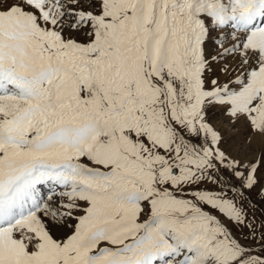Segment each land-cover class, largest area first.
Returning <instances> with one entry per match:
<instances>
[{"label":"snow or ice","instance_id":"6c2138e0","mask_svg":"<svg viewBox=\"0 0 264 264\" xmlns=\"http://www.w3.org/2000/svg\"><path fill=\"white\" fill-rule=\"evenodd\" d=\"M0 264H264V0H0Z\"/></svg>","mask_w":264,"mask_h":264},{"label":"rangeland","instance_id":"374dc122","mask_svg":"<svg viewBox=\"0 0 264 264\" xmlns=\"http://www.w3.org/2000/svg\"><path fill=\"white\" fill-rule=\"evenodd\" d=\"M240 139H243V136L240 137ZM253 147H255L257 150L259 149V142L257 139H253Z\"/></svg>","mask_w":264,"mask_h":264}]
</instances>
